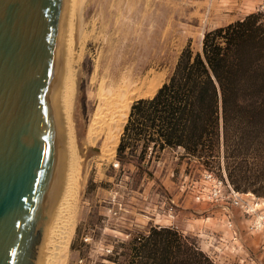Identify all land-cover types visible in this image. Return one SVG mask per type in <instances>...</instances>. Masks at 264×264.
<instances>
[{
  "label": "rangeland",
  "instance_id": "1",
  "mask_svg": "<svg viewBox=\"0 0 264 264\" xmlns=\"http://www.w3.org/2000/svg\"><path fill=\"white\" fill-rule=\"evenodd\" d=\"M91 1L81 28L84 31L81 36H88L84 46L78 48L83 61L78 108L84 121L88 119L89 104L95 105L94 101L90 102L89 94L94 91L90 80L97 57L103 49L118 50L120 46L116 41L119 38L133 37L137 46L134 49L140 52L145 49L141 55L146 59L145 70L163 74L159 87L187 45L194 51L200 49L206 31L264 10V0ZM107 58L109 55L103 61ZM89 160L67 264H113L108 257L112 251L123 253L130 239L146 232L150 225L171 227L194 238L199 249L214 264L228 261L232 264H246V261L264 264V239L255 254L250 247L247 246V251L243 248L238 232L230 250L222 246L224 248L213 252L208 244L204 246L210 238H222L224 231H231L226 216L234 210L240 212L236 218L243 227L241 230L250 236L256 233L251 227V218L239 208L229 206L225 209L226 200H207L213 184L204 178V174L211 173L215 178L227 181L224 173L219 176L201 169L194 162L176 164V153H166L162 161L146 167L145 171L151 175L144 172L141 176L136 175L137 169L133 165L119 169L115 152ZM222 190L228 193L227 188ZM239 194L253 196L252 193ZM196 195H203L205 199L197 201ZM231 222L237 231L232 215ZM240 260L244 262L240 263Z\"/></svg>",
  "mask_w": 264,
  "mask_h": 264
},
{
  "label": "trees",
  "instance_id": "2",
  "mask_svg": "<svg viewBox=\"0 0 264 264\" xmlns=\"http://www.w3.org/2000/svg\"><path fill=\"white\" fill-rule=\"evenodd\" d=\"M166 153L264 199V10L206 31L199 50L187 45L157 90L133 101L115 150L119 169L151 175L146 167ZM108 257L113 264H214L194 238L152 225Z\"/></svg>",
  "mask_w": 264,
  "mask_h": 264
},
{
  "label": "water",
  "instance_id": "3",
  "mask_svg": "<svg viewBox=\"0 0 264 264\" xmlns=\"http://www.w3.org/2000/svg\"><path fill=\"white\" fill-rule=\"evenodd\" d=\"M62 0H0V264H35L58 174L52 107Z\"/></svg>",
  "mask_w": 264,
  "mask_h": 264
},
{
  "label": "bare ground",
  "instance_id": "4",
  "mask_svg": "<svg viewBox=\"0 0 264 264\" xmlns=\"http://www.w3.org/2000/svg\"><path fill=\"white\" fill-rule=\"evenodd\" d=\"M91 2L62 0L52 84L59 167L39 231L35 264H67L89 159L115 152L134 98L154 93L163 78L160 72L145 70L146 59L141 57L145 49L141 52L134 49L135 38H119L118 50L103 49L97 57L90 80L94 91L89 94L90 102L94 101L95 105L89 104L88 119H82L78 96L83 61L78 48L84 46L88 36H81L84 33L81 28ZM107 55L109 58L103 61Z\"/></svg>",
  "mask_w": 264,
  "mask_h": 264
},
{
  "label": "built area",
  "instance_id": "5",
  "mask_svg": "<svg viewBox=\"0 0 264 264\" xmlns=\"http://www.w3.org/2000/svg\"><path fill=\"white\" fill-rule=\"evenodd\" d=\"M114 165H117V163ZM204 178L211 181L213 184L207 200H226L225 209H228L229 206L239 208L241 213L251 218L252 229L255 232H261L264 234V207L260 206L264 202L263 199L260 200L259 198H255L254 196L248 194L240 195L232 189L227 181L215 178L211 173H205ZM223 188L228 189L227 194L222 192ZM195 199L199 201L204 200L205 198L203 195H196ZM226 221L227 227L231 229L232 238L234 240L237 239V231L233 228L231 217L228 214L226 216Z\"/></svg>",
  "mask_w": 264,
  "mask_h": 264
},
{
  "label": "crops",
  "instance_id": "6",
  "mask_svg": "<svg viewBox=\"0 0 264 264\" xmlns=\"http://www.w3.org/2000/svg\"><path fill=\"white\" fill-rule=\"evenodd\" d=\"M260 206L264 207V202ZM239 213L236 210H234L230 214V217L232 215L234 217V219H235L236 226H237V232L239 234L240 239L242 240V245L244 246L243 248L247 251V246H248V248L250 247L251 250H253V252L255 254V252L258 251V246L260 245V243L264 239V234L261 233V232H256V233H254L253 236L246 235L241 230L243 227H241V225H239V223L237 222L238 219L236 218V216L239 215ZM221 241L224 242V244H222ZM234 241L235 240H233V238H232L231 231L228 230V231H224L222 238L216 237V239H214L212 237V238L209 239V241L204 242V246H207V244H208V246L210 248H212V250H214L213 252H216V250H218V249L220 250V248H224V247L226 249L230 250V248H233V244H234L233 242ZM222 246H224V247H222ZM241 252H242V249H241ZM243 262H244V260H240V263H243ZM225 264H232V263H231V261H228V263H225ZM246 264H249V262L246 261Z\"/></svg>",
  "mask_w": 264,
  "mask_h": 264
}]
</instances>
